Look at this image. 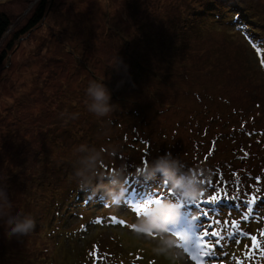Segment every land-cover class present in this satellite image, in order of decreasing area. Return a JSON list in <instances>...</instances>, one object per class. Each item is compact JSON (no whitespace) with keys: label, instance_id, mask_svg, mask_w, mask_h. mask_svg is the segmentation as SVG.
I'll return each instance as SVG.
<instances>
[{"label":"rangeland","instance_id":"obj_1","mask_svg":"<svg viewBox=\"0 0 264 264\" xmlns=\"http://www.w3.org/2000/svg\"><path fill=\"white\" fill-rule=\"evenodd\" d=\"M40 1L0 0L10 18L0 55ZM210 10L223 26L202 19ZM9 54L0 187L6 211L30 214L35 227L13 237L0 215V264H197L194 241L182 246L187 227L169 219L174 206L211 247L200 263L264 264V0H48ZM90 81L111 92L104 115L88 110ZM165 152L195 179L196 199L153 171ZM133 176L159 191L132 207L111 202L108 191ZM93 186L103 192L89 196ZM214 193L221 200L205 202ZM252 197L244 219L237 208Z\"/></svg>","mask_w":264,"mask_h":264},{"label":"clouds","instance_id":"obj_2","mask_svg":"<svg viewBox=\"0 0 264 264\" xmlns=\"http://www.w3.org/2000/svg\"><path fill=\"white\" fill-rule=\"evenodd\" d=\"M86 93L91 102L88 104V110L97 115H104L110 111L111 92L109 88L100 81H90L86 89ZM153 171H158L169 177L174 186L182 191L186 199H196L200 194L199 186L190 173L181 172L179 161L174 158L171 152H165L157 158L152 165ZM6 177H0V180H5ZM11 207V202L3 187H0V215H7V223L5 231L11 236H23L31 232L35 227L34 218L27 213L19 211L9 214L6 210ZM167 207V206H165ZM174 215H178V206H174ZM158 217V223L163 224V219L160 218L159 210L155 213ZM172 217H169L171 219Z\"/></svg>","mask_w":264,"mask_h":264},{"label":"trees","instance_id":"obj_3","mask_svg":"<svg viewBox=\"0 0 264 264\" xmlns=\"http://www.w3.org/2000/svg\"><path fill=\"white\" fill-rule=\"evenodd\" d=\"M48 3V0H41L40 1V5L38 6V8L35 10V13L33 14L32 18L28 21L27 25L21 29L19 32H17L16 34L12 35V39L8 45L7 48L3 49V53H1L2 55H0V62L5 60L9 54V51L11 49V45H13V42L15 40H20L21 37L35 29L38 24L45 18L46 16V4ZM232 5H239V3H236V2H233ZM215 8H217L215 6ZM228 8H231L230 6H228ZM236 14V12H234ZM217 16V17H216ZM237 16V15H236ZM206 18H210L211 20H207ZM221 16H219V13H214L213 10H210L209 12L205 13V15L202 17V19L204 21H208V22H211L214 24H218V25H222V24H225L222 20ZM233 26L236 27L237 29L239 30H242L244 31V35L246 36V38L254 43V44H257V40H255V38H253L251 35H249L247 33V30L246 28H248V25H244L240 20H234L232 19L231 22H233ZM10 26V18L6 15V14H3V13H0V39L2 38V36L4 35V33L8 30ZM223 26V25H222ZM258 45H260L258 43ZM257 45V46H258ZM149 166V165H148ZM147 168L149 167H146L143 171L146 172ZM150 170V169H149ZM148 171V170H147ZM142 172V173H144ZM152 172H150V175H146L147 178H151V180H154V181H157L160 177L161 179V183H168L169 182V179H167L168 177L163 175L162 173H160V177H152ZM135 179H137L138 177L137 176H133L131 178H128V177H125L124 178V182L117 185V186H113L112 189H110V191H108L110 194L109 196L111 197V202L113 203H118L119 200H129V206L132 207V206H135L137 204H140V203H147L148 202V199L146 200V198H144V195L145 193H142V192H148L147 190L149 191H154L153 193H156L157 191H159L157 188H154V187H148L144 190H142L140 187L138 188L136 186V182H135ZM153 178V179H152ZM142 184V182H141ZM96 185V184H94ZM159 188V187H158ZM98 188H95V186H93V188L89 189L88 192L90 191V195H95V194H100L102 193L103 191H97ZM156 191V192H155ZM150 193V192H148ZM87 194V193H86ZM89 194V193H88ZM161 194H159L158 196H160ZM87 196V197H89Z\"/></svg>","mask_w":264,"mask_h":264},{"label":"snow or ice","instance_id":"obj_4","mask_svg":"<svg viewBox=\"0 0 264 264\" xmlns=\"http://www.w3.org/2000/svg\"><path fill=\"white\" fill-rule=\"evenodd\" d=\"M262 64H264V61H261ZM259 179V178H257ZM255 197H252L251 199L243 202L241 205L238 206L237 210L241 212V215L244 219H248V216L246 214H244L243 209L246 208L248 212H252L253 211V202L255 201ZM221 200V196L217 193H214L212 195H209L207 197V200L205 202L211 201V202H218ZM137 214H139V211L137 212ZM204 216H208V213H203ZM115 220V218H113ZM217 223H219V221H216ZM119 223H124L123 220H120ZM225 226H227L228 221L225 220L224 221ZM232 226L236 227V221L234 220L232 222ZM207 234H205L206 236ZM211 235L216 237V245L219 246L220 242L222 239H224L223 236L220 235L219 232H212ZM229 237H231L233 240L235 239V234L234 233H228ZM204 237H200V240L203 241ZM189 244H190V239L188 237V234H185V238H184V244L182 245L184 247V250L187 252L189 251ZM211 254V247L209 246L207 248V251L203 250V246L202 245H198L196 247L195 250V255L192 256L193 260H196L198 256L200 255H210ZM197 264H200V261H197Z\"/></svg>","mask_w":264,"mask_h":264}]
</instances>
